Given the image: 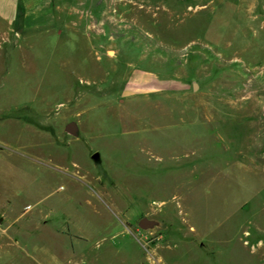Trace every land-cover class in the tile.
<instances>
[{"label":"rangeland","instance_id":"rangeland-1","mask_svg":"<svg viewBox=\"0 0 264 264\" xmlns=\"http://www.w3.org/2000/svg\"><path fill=\"white\" fill-rule=\"evenodd\" d=\"M84 9L0 17V264H264V0Z\"/></svg>","mask_w":264,"mask_h":264},{"label":"crops","instance_id":"crops-1","mask_svg":"<svg viewBox=\"0 0 264 264\" xmlns=\"http://www.w3.org/2000/svg\"><path fill=\"white\" fill-rule=\"evenodd\" d=\"M101 2V0H100ZM87 0H0V17L15 22L18 7L22 8L20 25L23 29H34L60 22L64 26L77 25L85 18Z\"/></svg>","mask_w":264,"mask_h":264},{"label":"water","instance_id":"water-1","mask_svg":"<svg viewBox=\"0 0 264 264\" xmlns=\"http://www.w3.org/2000/svg\"><path fill=\"white\" fill-rule=\"evenodd\" d=\"M66 130L70 133H74L75 131V127H74V124L73 123H69L67 124L66 126ZM97 154L95 153L94 156H96ZM156 224V221L154 220H150L146 217H142L139 219L138 221V225L142 228H148V227H152Z\"/></svg>","mask_w":264,"mask_h":264}]
</instances>
